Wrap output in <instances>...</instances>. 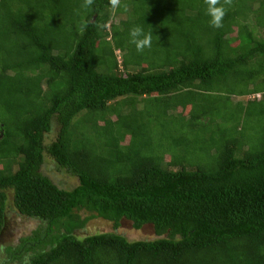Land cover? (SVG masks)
Returning <instances> with one entry per match:
<instances>
[{
	"label": "trees",
	"instance_id": "16d2710c",
	"mask_svg": "<svg viewBox=\"0 0 264 264\" xmlns=\"http://www.w3.org/2000/svg\"><path fill=\"white\" fill-rule=\"evenodd\" d=\"M82 3L0 0V241L9 211L36 222L0 264H264V0L220 29L203 0Z\"/></svg>",
	"mask_w": 264,
	"mask_h": 264
},
{
	"label": "rangeland",
	"instance_id": "374dc122",
	"mask_svg": "<svg viewBox=\"0 0 264 264\" xmlns=\"http://www.w3.org/2000/svg\"><path fill=\"white\" fill-rule=\"evenodd\" d=\"M123 9H130L127 5L121 3ZM116 19L115 21H121L125 20L126 16L124 14L119 13L118 15H115ZM236 32L233 31L232 36H235ZM236 45V43H234ZM225 86H222L221 88H224ZM239 97H232L233 103L235 101H238ZM54 133L50 134L48 137H46V142H50L54 138ZM165 160H168L167 157H165ZM42 173L53 181L54 184L58 185L60 188L67 189L72 188L76 186L77 184V178L68 172L63 170H57L55 164L52 163V161L47 160L45 164L42 166ZM8 223H9V231L7 233H3L1 237L0 243L2 245H6L8 243H12L16 241L19 237L27 234L32 228L35 227L36 222L23 218L16 213L9 211L8 212ZM87 232H106L112 230V225L108 222L94 219L88 222L87 224ZM118 233L124 235L126 238L130 240H142V239H152L154 237L152 226L146 225L140 230H134L131 226V223L128 221H122L120 227L117 230ZM1 258V254H0Z\"/></svg>",
	"mask_w": 264,
	"mask_h": 264
},
{
	"label": "clouds",
	"instance_id": "9594fccd",
	"mask_svg": "<svg viewBox=\"0 0 264 264\" xmlns=\"http://www.w3.org/2000/svg\"><path fill=\"white\" fill-rule=\"evenodd\" d=\"M206 6V15L210 17L209 24L215 29L223 27V19L227 13V7H231L233 0H203ZM94 4V0H83L81 8L88 9ZM109 4L113 9L120 7V0H109ZM84 30V26L81 27V31ZM153 34L145 33L143 28L140 26H133L129 29L130 43L135 46L137 53H143L146 48L152 46ZM29 256L26 255L23 260V264H29Z\"/></svg>",
	"mask_w": 264,
	"mask_h": 264
},
{
	"label": "crops",
	"instance_id": "0c3cea01",
	"mask_svg": "<svg viewBox=\"0 0 264 264\" xmlns=\"http://www.w3.org/2000/svg\"><path fill=\"white\" fill-rule=\"evenodd\" d=\"M254 32H255V34L259 37H262V33H263V31L261 30V28H259V27H256L255 26V28H254ZM262 59L264 60V58L262 57ZM234 97H239V96H234ZM254 97L255 98H257V100H260L261 98H262V93H258V94H255L254 95ZM249 98H251V96H245V97H239L238 98V101H245L246 99H249ZM231 100H232V98H231ZM232 103H233V101H231Z\"/></svg>",
	"mask_w": 264,
	"mask_h": 264
}]
</instances>
